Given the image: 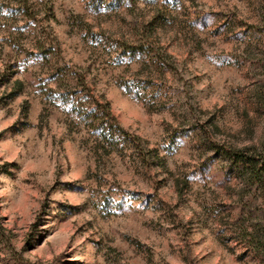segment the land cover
I'll use <instances>...</instances> for the list:
<instances>
[{
  "label": "rangeland",
  "instance_id": "rangeland-1",
  "mask_svg": "<svg viewBox=\"0 0 264 264\" xmlns=\"http://www.w3.org/2000/svg\"><path fill=\"white\" fill-rule=\"evenodd\" d=\"M245 148L264 0H0V264H264Z\"/></svg>",
  "mask_w": 264,
  "mask_h": 264
},
{
  "label": "trees",
  "instance_id": "trees-1",
  "mask_svg": "<svg viewBox=\"0 0 264 264\" xmlns=\"http://www.w3.org/2000/svg\"><path fill=\"white\" fill-rule=\"evenodd\" d=\"M222 153L229 162L232 171L243 178L246 185L255 186L258 190L264 184V150L259 151L255 148L223 149Z\"/></svg>",
  "mask_w": 264,
  "mask_h": 264
}]
</instances>
